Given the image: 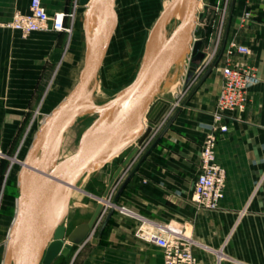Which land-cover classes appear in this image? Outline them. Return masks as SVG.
I'll use <instances>...</instances> for the list:
<instances>
[{"label": "crops", "instance_id": "crops-1", "mask_svg": "<svg viewBox=\"0 0 264 264\" xmlns=\"http://www.w3.org/2000/svg\"><path fill=\"white\" fill-rule=\"evenodd\" d=\"M30 1L0 0V149L7 153L14 150V142L23 139L27 128H34L35 136L44 118L77 83L84 65L73 33L49 29L23 37L3 25L16 11L27 12ZM41 2L49 14L76 10L75 0ZM169 2L164 0V5ZM230 5L221 53L224 55L231 39L248 46L250 54L235 53L233 57L251 65L257 79L248 89L245 108L227 111L222 121L227 131L217 134L216 161L226 172L218 207H199L193 195L201 145L214 123L213 110L222 84L216 65L199 76L192 72L194 82L187 91L173 101L166 99L174 106L125 167L103 220L81 244L52 264H163L161 249L137 233L141 223L158 234L168 226L181 229L193 241L198 264H264V0H231ZM245 13H249L246 19ZM65 23L69 25L68 17ZM82 27L85 29L84 18ZM197 32L203 36V51L209 32ZM64 77L74 78L72 85L66 84L70 86L66 93L50 88L53 79ZM92 119L100 121L94 116ZM101 128L99 125L92 136ZM134 146L107 161L100 167L102 172L94 170L91 178L78 183L84 191H73L74 211L66 224L68 229L88 221L98 203L96 196L102 195L113 172ZM29 148L17 159H25ZM57 149V159L73 154L63 155ZM16 196H4L0 244L6 242L16 212Z\"/></svg>", "mask_w": 264, "mask_h": 264}, {"label": "water", "instance_id": "water-1", "mask_svg": "<svg viewBox=\"0 0 264 264\" xmlns=\"http://www.w3.org/2000/svg\"><path fill=\"white\" fill-rule=\"evenodd\" d=\"M79 1L88 5L84 18L85 33L87 36L91 30L93 39L90 46L87 40L84 65L77 83L44 118L25 159L19 161L21 168L16 212L7 234L2 264H52L58 256H67L74 245L86 239L104 205L109 204L107 196L120 173L138 153L170 106L154 99L172 66L188 55H196L202 47V40L194 37L199 0H185L178 24L165 41L158 44L163 31L162 17L182 1L170 0L149 32L141 63L133 79L110 99L81 106L82 97L92 82L97 81L108 48L123 21L124 9L123 1L120 2L121 6L117 0ZM92 17L95 20L93 26ZM120 106L116 116L108 120V115ZM91 113L98 114L100 118V121L95 119L92 125H102L103 128L94 136L87 134L73 154L50 171L58 139L61 143L65 132L77 118ZM143 118L148 120L146 129ZM135 141L138 145L115 169L102 195L96 196L99 202L88 221L68 229L64 221L73 206V191H84L79 187V181ZM105 154L104 159L98 162ZM59 190L63 191L62 208L50 221L49 206Z\"/></svg>", "mask_w": 264, "mask_h": 264}, {"label": "rangeland", "instance_id": "rangeland-1", "mask_svg": "<svg viewBox=\"0 0 264 264\" xmlns=\"http://www.w3.org/2000/svg\"><path fill=\"white\" fill-rule=\"evenodd\" d=\"M119 6L120 2L123 1L124 9V18L120 27L117 31V34L111 42L107 54L105 56L104 62L99 70L97 81L93 83L89 91L84 96L85 102L89 104L90 102H104L110 99L119 89L127 85L135 76L139 65L142 60L143 53L145 51V44L149 35V32L154 25L156 19L161 13L164 5V0H117ZM227 1V0H226ZM225 0L220 1V9L216 10L213 8L215 4H208L205 0H199L198 4V23L195 25V36L198 37L197 30H206L210 32L212 29L215 30L218 27L221 18L223 17L226 20V14L229 11L231 0H228L227 9L223 11L224 3H227ZM76 10L73 13V17L67 16L70 20L69 26L71 28L70 33H73V36L76 37V43L78 44V51L80 52V59L83 62L85 60V55L87 52V40L89 39V34L85 33L83 29V18H85L84 9H86V4L80 3L79 0H75ZM67 13V14H71ZM86 13V10H85ZM66 17V18H67ZM65 18V19H66ZM69 22V21H68ZM179 21L175 19L169 20L165 28L163 29L164 41L168 34L174 29ZM201 24L203 27L201 28ZM68 33V32H67ZM69 33V34H70ZM201 50L194 56L189 55V59L185 60L183 63L174 65L169 75L167 76L166 82L161 86L159 90V97L173 101L180 93L185 89L188 81L192 79L190 66L198 65L204 57L205 49ZM81 64H79V67ZM65 70H69L67 64L63 66ZM181 73H184L185 78L181 85H178L176 88V81L179 79ZM75 74V73H74ZM74 78L70 80L67 78H55L53 79L50 88L64 91L66 93L69 90V85H72ZM57 83H62L59 85ZM175 85V86H174ZM94 114V118H99L98 114ZM89 115V114H88ZM93 116H81L75 123L67 129L65 132L62 142L60 143L58 139L56 143V150L54 152V164L57 166L61 161L66 158L57 159L56 156L59 153L63 155H70L74 152L79 142L90 133H93L99 125H92L94 121ZM30 136H29V135ZM21 136V134H20ZM26 141L24 140L26 138ZM34 137V128H27L24 133L23 139H19L20 142L13 143V151L2 152L1 159V174H0V192L3 191L2 195V206L4 204V196L9 195L8 192L18 190L17 177L20 164L16 161L17 158L23 157V154L29 148L31 140ZM30 138V139H29ZM100 169L95 170L99 171ZM102 172V171H99ZM93 172L86 174L79 181L83 183L84 181L91 178ZM117 178L116 182H119ZM107 185V184H106ZM106 187V186H105ZM115 187V186H114ZM88 188V187H87ZM112 194V192H110ZM18 194V192H17ZM111 194L108 198L111 197ZM17 197V196H16ZM74 211V206H72L69 215L64 221L65 224H68L69 218ZM1 214V213H0ZM7 240V239H6ZM5 243L0 244V264L3 262V255L5 250Z\"/></svg>", "mask_w": 264, "mask_h": 264}, {"label": "built area", "instance_id": "built-area-1", "mask_svg": "<svg viewBox=\"0 0 264 264\" xmlns=\"http://www.w3.org/2000/svg\"><path fill=\"white\" fill-rule=\"evenodd\" d=\"M220 1L217 0L213 8L219 10L221 5ZM227 4L228 2L224 3L223 11H226ZM67 16L73 17V13L67 14L59 11L49 14L41 0H31L27 12L16 11L12 19L3 25L17 30L23 37H27L33 31L37 30L50 29L70 33L71 28L65 25V18ZM248 16L249 13H245L244 18L246 19ZM223 17L218 27L209 32L208 42L204 48V57L200 65L193 70L195 75L199 76L206 68L218 65L222 77L221 88L213 110L214 123L205 133L199 156V172L193 186L194 201L199 207L208 210H215L218 207V203L223 197L226 181L225 169L217 163L215 156L217 134L227 131V125L222 123L227 111L243 110L245 108L249 100L248 89L257 79L255 70L251 65L245 61H238L233 57L235 53L244 56L250 54L251 49L248 46L238 43L235 39H231L227 44L224 55L221 53V40L225 22ZM198 21L197 19L196 24ZM202 27L203 24H201ZM194 37L195 39H203L201 34L198 37L194 35ZM193 82L194 79L192 77L180 94L186 92ZM172 106H174V103L171 102V105L167 108L155 128L166 117ZM1 159L2 152L0 151V174ZM124 170L125 168L119 175L120 180ZM119 182L115 183L114 186L116 187ZM114 186L112 190L115 188ZM2 195L3 191L0 192V210L2 208ZM108 205H104L96 220L95 226L105 217ZM137 233L161 249L163 264H198L197 258L193 253V241L186 237L181 229L168 226L163 234H158L147 230L144 223H141L137 228Z\"/></svg>", "mask_w": 264, "mask_h": 264}, {"label": "bare ground", "instance_id": "bare-ground-1", "mask_svg": "<svg viewBox=\"0 0 264 264\" xmlns=\"http://www.w3.org/2000/svg\"><path fill=\"white\" fill-rule=\"evenodd\" d=\"M87 5V4H86ZM184 7H185V0H182L181 2H179L178 4H176V5H174L168 12H167V14H165L163 17H162V19H161V26L163 27V29L165 28L164 26L166 25V23L169 21V20H171V19H175V20H177V21H179L180 19H181V17H182V15H183V11H184ZM94 23H95V20H94V17H92L91 18V26H93L94 25ZM163 32V31H162ZM161 32V34H160V36H159V41H158V44L160 45V44H162L163 42H164V35H163V33ZM89 39H88V46H90L91 45V41H92V39H93V33H92V31L90 30L89 31ZM150 39H151V36H150V38H149V41H150ZM148 41V42H149ZM189 59V55L186 57V58H184V59H182L181 61H178L177 63H175L174 65H176V64H180V63H183L185 60H188ZM173 65V66H174ZM172 66V67H173ZM81 73V72H80ZM168 75H169V73H168ZM167 75V76H168ZM79 76H80V74H79ZM184 78H185V75H184V73H182L181 75H180V77H179V79L176 81V88H178V85H181L182 83H183V81H184ZM79 79V78H78ZM166 80H167V77L165 78V80L163 81V83H162V85L166 82ZM96 81V80H95ZM175 86V85H174ZM71 91V90H70ZM69 91V92H70ZM69 94V93H68ZM67 94V95H68ZM86 94V93H85ZM66 95V96H67ZM65 96V97H66ZM85 96V95H84ZM84 96L82 97V99H81V101H80V105L81 106H85L87 103L85 102V99H84ZM64 97V98H65ZM63 98V99H64ZM154 100H156V102L158 101V102H160V103H162V104H164V103H169L170 105H171V102H169V101H167L166 99H163V98H161V97H159V94L155 97V99ZM122 106V105H121ZM121 106L119 107V108H117L114 112H112L111 114H110V116H108V120H111L112 118H114L115 116H116V114L118 113V111L120 110V108H121ZM88 115V114H87ZM90 115V114H89ZM83 116H85V115H83ZM147 125H148V120L146 119V118H143V126H144V128L146 129L147 128ZM102 128H103V126H102ZM101 128V129H102ZM100 129V130H101ZM132 144H135L136 146L138 145L137 144V141H135L134 143H132ZM131 144V145H132ZM106 156V154L105 155H103L100 159H99V161L98 162H101L103 159H104V157ZM55 157V156H54ZM54 157H53V159H54ZM24 160V159H23ZM22 159H16V161L19 163V161H23ZM20 164V163H19ZM20 168H21V165H20ZM20 168H19V171H20ZM54 168H56V166H55V164H54V161L52 160V164H51V167H50V171H52V170H54ZM94 170H96V169H93V170H91V171H89L88 173H90V172H92V171H94ZM19 171H18V176H19ZM17 183H18V177H17ZM114 186V185H113ZM113 186H112V188H113ZM112 188H111V190H112ZM111 193H109V195H110ZM108 195V196H109ZM108 196H107V198H108ZM62 197H63V191L62 190H59V191H57L56 192V194H55V197L53 198V200L51 201V203H50V206H49V209H50V221L60 212V210H61V208H62ZM98 201V200H97ZM99 202V201H98Z\"/></svg>", "mask_w": 264, "mask_h": 264}, {"label": "trees", "instance_id": "trees-1", "mask_svg": "<svg viewBox=\"0 0 264 264\" xmlns=\"http://www.w3.org/2000/svg\"><path fill=\"white\" fill-rule=\"evenodd\" d=\"M8 194H9V195H14V196H15L17 193H16L15 190H14V191L8 192Z\"/></svg>", "mask_w": 264, "mask_h": 264}]
</instances>
